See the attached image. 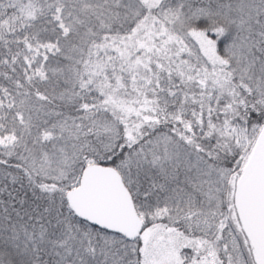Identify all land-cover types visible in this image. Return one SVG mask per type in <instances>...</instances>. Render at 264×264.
<instances>
[{"label":"snow or ice","instance_id":"snow-or-ice-1","mask_svg":"<svg viewBox=\"0 0 264 264\" xmlns=\"http://www.w3.org/2000/svg\"><path fill=\"white\" fill-rule=\"evenodd\" d=\"M0 264H264V0H0Z\"/></svg>","mask_w":264,"mask_h":264}]
</instances>
